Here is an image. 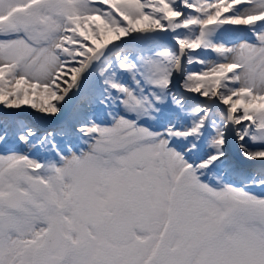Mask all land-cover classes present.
<instances>
[{
  "label": "snow or ice",
  "instance_id": "1",
  "mask_svg": "<svg viewBox=\"0 0 264 264\" xmlns=\"http://www.w3.org/2000/svg\"><path fill=\"white\" fill-rule=\"evenodd\" d=\"M0 264H264V0H0Z\"/></svg>",
  "mask_w": 264,
  "mask_h": 264
},
{
  "label": "water",
  "instance_id": "2",
  "mask_svg": "<svg viewBox=\"0 0 264 264\" xmlns=\"http://www.w3.org/2000/svg\"><path fill=\"white\" fill-rule=\"evenodd\" d=\"M21 115L31 118L32 117V110L29 109V111L23 112V113H21Z\"/></svg>",
  "mask_w": 264,
  "mask_h": 264
}]
</instances>
